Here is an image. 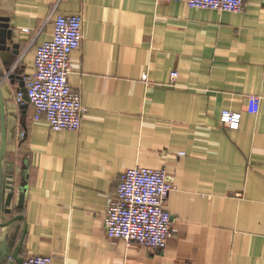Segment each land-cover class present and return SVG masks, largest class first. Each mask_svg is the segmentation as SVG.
<instances>
[{
  "label": "crops",
  "instance_id": "crops-1",
  "mask_svg": "<svg viewBox=\"0 0 264 264\" xmlns=\"http://www.w3.org/2000/svg\"><path fill=\"white\" fill-rule=\"evenodd\" d=\"M60 13L84 19L69 76L88 108L78 131L53 130L16 93ZM1 17L13 37L0 44V174L14 212L0 220V264H264V0L241 12L0 0ZM225 109L242 113L238 130L221 125ZM136 166L165 169L174 187L165 249L108 235L107 202Z\"/></svg>",
  "mask_w": 264,
  "mask_h": 264
},
{
  "label": "built area",
  "instance_id": "built-area-1",
  "mask_svg": "<svg viewBox=\"0 0 264 264\" xmlns=\"http://www.w3.org/2000/svg\"><path fill=\"white\" fill-rule=\"evenodd\" d=\"M158 2L164 0H157ZM190 8L241 12L254 0H179ZM84 19L81 14H57L52 38L37 48L35 70L26 82L29 103L35 118L43 115L55 131L80 130L88 108L82 96L69 82L71 56L84 40ZM28 31V29H25ZM178 71L170 74V85H175ZM146 78V76H145ZM23 95L17 94L19 102ZM251 110L258 114L261 98H251ZM242 113L225 109L220 123L230 130L241 127ZM185 155L184 152L181 153ZM174 187L167 181L165 169L136 166L121 177L115 195L107 202L105 226L108 235L121 238L127 244H138L165 249L172 232V215L166 202ZM22 264H53L50 256H31Z\"/></svg>",
  "mask_w": 264,
  "mask_h": 264
},
{
  "label": "water",
  "instance_id": "water-1",
  "mask_svg": "<svg viewBox=\"0 0 264 264\" xmlns=\"http://www.w3.org/2000/svg\"><path fill=\"white\" fill-rule=\"evenodd\" d=\"M10 26L9 18H0V44L2 45H5L7 39H11L13 37V31ZM16 93H21L23 95V100H26L29 103V97L27 95V88L24 80L21 82V86L17 89ZM13 198L14 187L12 182L9 180L4 181L0 174V220L3 214H13Z\"/></svg>",
  "mask_w": 264,
  "mask_h": 264
}]
</instances>
